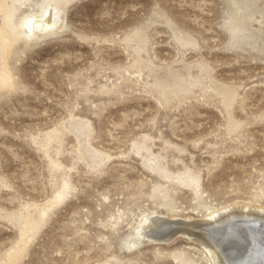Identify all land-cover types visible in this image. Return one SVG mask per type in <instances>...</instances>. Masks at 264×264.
I'll return each instance as SVG.
<instances>
[{
  "label": "rangeland",
  "instance_id": "1",
  "mask_svg": "<svg viewBox=\"0 0 264 264\" xmlns=\"http://www.w3.org/2000/svg\"><path fill=\"white\" fill-rule=\"evenodd\" d=\"M49 1L0 0V264H208L137 233L264 208V12L73 0L54 35H20Z\"/></svg>",
  "mask_w": 264,
  "mask_h": 264
},
{
  "label": "bare ground",
  "instance_id": "2",
  "mask_svg": "<svg viewBox=\"0 0 264 264\" xmlns=\"http://www.w3.org/2000/svg\"><path fill=\"white\" fill-rule=\"evenodd\" d=\"M71 1L73 0H50L39 16L25 19L20 24V35L24 34L31 39L54 35L62 28L65 9ZM224 2L228 4V0ZM237 4L242 7L245 15V11L249 12L247 9L252 6H257L256 9L264 12V0H237ZM0 8L5 26L0 33V48L2 45L7 51L15 37L12 36L14 26L11 22L14 10L2 3ZM232 19V23H239V18L233 13ZM8 80V75H1L0 87L6 86ZM208 215V218L197 221H170L145 216L138 229V240L147 239L152 243L167 244L175 236L181 235L198 245L208 264H264V208L250 205L226 206ZM137 244L128 243L131 247Z\"/></svg>",
  "mask_w": 264,
  "mask_h": 264
}]
</instances>
